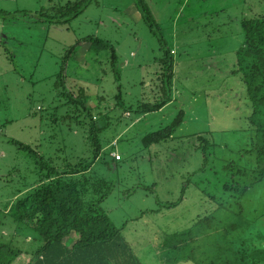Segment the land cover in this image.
<instances>
[{
    "label": "rangeland",
    "instance_id": "obj_1",
    "mask_svg": "<svg viewBox=\"0 0 264 264\" xmlns=\"http://www.w3.org/2000/svg\"><path fill=\"white\" fill-rule=\"evenodd\" d=\"M74 1L0 0V240L29 253L43 244L10 214L43 171L39 157L13 140L31 145L61 170L94 158L91 116L68 102L59 74L68 50L95 36L115 46L116 68L111 48L96 52L77 45L66 63L65 83L76 95L85 89L100 126L102 153L87 174V188L93 191L95 179L112 182L102 206L137 259L248 264V254L260 256L264 179L257 180V159L248 153L251 108L241 75L233 70L245 41L242 21L264 15V0H144L155 20L152 28L138 0H91L69 22L41 19V10L54 13ZM165 50H173L174 58L171 100L160 110L137 112L138 104L154 103L167 92L160 63ZM181 111L183 121L172 137L145 146V135L170 125ZM200 136L216 144L207 163ZM229 165L245 173L231 172ZM226 182H238L241 191L226 190ZM209 216L215 218L210 227Z\"/></svg>",
    "mask_w": 264,
    "mask_h": 264
},
{
    "label": "trees",
    "instance_id": "obj_2",
    "mask_svg": "<svg viewBox=\"0 0 264 264\" xmlns=\"http://www.w3.org/2000/svg\"><path fill=\"white\" fill-rule=\"evenodd\" d=\"M90 2L91 0L69 2L65 6L56 8L54 13L41 10L40 17L47 22H54L55 19L60 22H69L82 14ZM138 5L145 20L152 28L155 25V20L149 6L144 0H138ZM3 13L10 14L5 11ZM27 14L28 12L24 11V15ZM242 27L245 41L237 51L238 60L233 73L241 75L246 86L245 97L251 108V113L247 116L246 129L252 133L250 139L253 143V148L248 150V153L256 156L255 170L257 169V172L260 173V179L257 180H261L264 179V15L243 19ZM81 44L96 52L111 48L115 68L117 53L115 46L108 40L86 36L68 50L59 74L60 80H62V94L68 96V102L73 103L81 113L87 112L91 116L89 138L94 149V158L93 160L80 161L75 165L68 164L61 170L46 161L31 145L13 140V143H16L20 148L35 153L39 157L43 171L38 185L13 203L10 214L16 221L22 222L36 231L43 244L36 251L29 253L0 240V264H143L135 256L131 244L122 234V229L113 224L109 211L102 206V202L112 191V182L105 178L95 179L96 181L94 180L91 187L93 191L87 188V174L95 160L101 156L103 146L99 137L100 126L96 123L95 115L90 112L89 96L86 95L85 89L80 88L76 95L65 83L67 81L66 63L68 58L77 51V47ZM164 55L160 58V63L162 74L165 76L164 84L167 92L164 91L163 95L154 103L138 104L135 109L137 112L149 113L160 110L171 100L168 91L171 90L174 76L173 50H165ZM120 95L118 94L117 97ZM183 116L184 111H181L170 125L145 135L143 138L145 146L149 147L172 137L177 127L182 123ZM78 121L82 122L80 119ZM199 141L204 150L205 163H207L209 149L216 144L204 136H200ZM228 169L231 172L237 169L238 174L245 173L244 168H235L233 165H229ZM249 187L248 184L245 185L241 195L247 194ZM225 189L241 191L238 182H233V184L226 182ZM92 192H99V196L94 197ZM220 204L223 208L225 207V203ZM214 220V216H209L205 221H211L208 224L210 227ZM234 227L237 226L232 223L230 228L235 229ZM188 234L186 232L183 235L188 236ZM23 255L29 256L30 260L27 262L22 259ZM250 255L248 254L247 260L245 259L243 262L264 264V253L260 252V256L255 259L249 258Z\"/></svg>",
    "mask_w": 264,
    "mask_h": 264
},
{
    "label": "built area",
    "instance_id": "obj_3",
    "mask_svg": "<svg viewBox=\"0 0 264 264\" xmlns=\"http://www.w3.org/2000/svg\"><path fill=\"white\" fill-rule=\"evenodd\" d=\"M115 157H116L117 160H122V156L119 155V154H117Z\"/></svg>",
    "mask_w": 264,
    "mask_h": 264
},
{
    "label": "crops",
    "instance_id": "obj_4",
    "mask_svg": "<svg viewBox=\"0 0 264 264\" xmlns=\"http://www.w3.org/2000/svg\"><path fill=\"white\" fill-rule=\"evenodd\" d=\"M112 154H114V153L112 152ZM75 236H76V234H75Z\"/></svg>",
    "mask_w": 264,
    "mask_h": 264
}]
</instances>
